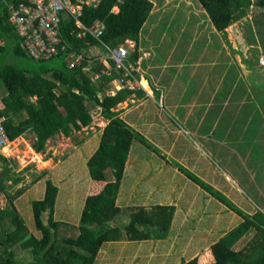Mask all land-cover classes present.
Here are the masks:
<instances>
[{
    "label": "trees",
    "instance_id": "obj_1",
    "mask_svg": "<svg viewBox=\"0 0 264 264\" xmlns=\"http://www.w3.org/2000/svg\"><path fill=\"white\" fill-rule=\"evenodd\" d=\"M196 1L211 28L225 38L230 27L245 20L244 31L251 47L249 55L243 54L242 49H237V53L245 64L255 67L264 55V0ZM115 7L117 12L113 11ZM154 7L153 0H101L98 7H84L81 20L87 27L103 22L106 28L101 40L111 48L124 45L126 41L138 44ZM74 28L72 19L64 20L62 37L69 49L49 61L33 60L23 49L14 26L8 22L6 1L0 0V82L6 89L5 92L0 90V118H5L9 141L31 133L34 135L32 149L44 153L47 142L55 136L69 137L89 127L99 116L108 121L96 151L87 161L91 179L104 186L100 192L86 198L76 227H62L61 222L55 221L58 187L48 179L43 198L32 203L39 237L31 233L4 184L6 179L15 184L21 179L8 176L9 161L0 153V165L5 167L0 178V193L7 195L9 203L6 208L0 207V226L8 223V229L0 236V264H94L102 245L122 240L123 231L129 241L161 240L169 235L175 212L172 206L149 210L130 208L129 222L123 228L110 225L123 213L117 205V197L133 145L139 141L148 147V141L121 117L117 108L134 94L142 96L144 92L140 88H123L112 95V84L124 76V72L112 66L109 73L101 74L103 64L94 57L88 58L90 48H101V43L90 35L78 39ZM73 53L82 55L83 59L70 67ZM138 58L135 45L128 56V63L134 65L135 71ZM125 78L131 81L130 77ZM179 168L200 183L190 171ZM108 170L112 171L111 179L107 177ZM202 187L213 200L242 218L236 227L225 231L212 243L214 261L211 264H264V212L260 208L252 214L244 212L221 191L206 183ZM252 231L253 237L242 249H237L238 242ZM20 243L28 249L30 260L16 253ZM181 264H198V258Z\"/></svg>",
    "mask_w": 264,
    "mask_h": 264
},
{
    "label": "crops",
    "instance_id": "obj_2",
    "mask_svg": "<svg viewBox=\"0 0 264 264\" xmlns=\"http://www.w3.org/2000/svg\"><path fill=\"white\" fill-rule=\"evenodd\" d=\"M150 19L151 17L147 21L146 26H144L149 29L146 33V40L142 41L143 39L141 40L140 35L139 43L137 44L134 42V46H137L139 52V58L136 62V64H139L136 65L134 76L140 83L139 88L144 92V94H142V96L134 94L129 97L125 102L118 105L117 111L120 112L121 117L129 125H132H130L132 128H137L140 123L134 127L136 123L142 121L144 118L142 112L145 113L146 110L145 102L151 100L153 105L159 104V108H166L170 118H179L183 122H190L191 120L194 122L192 123L193 131L186 132L183 129L181 130L177 127L175 128L170 123H167V129L170 131V135H167V133H165V135L168 139H170L166 141V145L164 146L163 140L162 142L155 140L158 146L152 144L151 141L153 138L151 141L148 140V147L150 148L149 157L151 156V159H155L156 157L159 160V165H156L155 167V174H167L169 172L167 176H171L172 181L168 179L165 180L163 184L165 187L172 186L173 179L177 174H183L185 176L186 186H191L188 190L194 191L193 195L195 196H191L189 199L186 207L187 214H190L191 211L196 208L195 206L198 204L195 201L201 198V196L205 198H212L213 200V197L202 187V184L204 183L218 191H221L228 199L231 198L232 201L235 200L238 203L243 201V198L240 194H238L239 192H245L246 190L251 191L252 194H255V196L258 197L254 188L256 187L255 185L261 187L264 185V142L260 140L259 154L254 153V148H251V144L248 147L245 142L246 139H248V136L251 135H255L258 139H260V133L262 132V129H264V104H262L261 101V103L259 102L260 98L254 91L256 86L262 87L264 85V74L257 73L256 71L254 74L248 73V71H241L238 69V65H236V63H229V59L222 60V45L220 40H218L219 47L217 49L216 56L213 60L206 63H203L202 56L189 59V50H186L182 58L177 60L174 57L175 54L173 51L169 52L166 58L162 60L158 59L160 55L157 50L159 45L151 46L148 42L149 32L155 27L149 28ZM219 36V38H221L220 34ZM229 47L232 53L238 54L237 47ZM220 60L221 63H225L227 67L225 69L223 68V71H221V69L218 70L216 74L212 73L210 65L215 67L220 63ZM166 69H175V71L169 72L166 71ZM156 70L158 72H156ZM183 70L186 71L183 73ZM205 70L207 71L204 72ZM199 72H201L204 76L198 78L197 76ZM178 79H180V82H178ZM240 85L244 87L245 91L242 89L241 97L236 99L234 96L238 94L240 90L238 88ZM120 89L123 88H117L116 84L113 83L110 92L115 93ZM142 107L143 109H141ZM138 109L141 110L138 111ZM254 117L260 118L258 125L253 124ZM107 123L108 121L104 117H101L96 122L94 120L89 127L84 128L69 137L62 134L55 136L47 143L51 145L53 142H58L57 145H62V147L60 146L59 148L60 153H58L61 154L62 159H57V153L55 150L52 152L54 148L52 147L49 149L45 160L47 161L54 158L57 159L55 169L58 172V169L61 168L63 164H65L68 160H73L74 155L76 158L79 153H84V157L81 161V167L83 169L81 172L85 173L88 179L89 173L87 171V161L96 151L100 141V135ZM182 133L188 135V137L193 141L192 146H194V148H192V146L190 148L193 154L196 153L198 155V165L201 159L204 161V163L203 161L200 163V167H197V163L194 161V164H192L188 169L184 167L185 163H183V160L187 158V156L185 154L183 155V152L186 146L184 148L182 147V149H177L175 147V145L178 144L176 138ZM77 134L86 136L79 138ZM174 136L175 138H173ZM134 146L129 154L117 197V205L123 209V213L119 217L124 216V224H127L129 222L130 211L128 210L130 208L143 207L149 210L156 206H172L175 208V212L169 235L165 239L161 240L129 241L123 231L122 240L106 242L102 245L94 264H120L123 261L126 262L125 264H136V261L141 259L140 250L142 247L150 243L152 244L151 246H154L155 251L158 250L156 251L158 253L159 249L157 246H159L162 241L167 240L173 231L172 225L177 217L178 207H180L179 204L182 199L181 196L179 198L170 197L171 195L168 196L166 190V193L161 195V200L158 201H152L150 199L149 201L145 200L143 203L137 205L121 204V189H123L124 181L130 171L129 167L132 165V162L136 160L137 155L141 154V151L140 149L138 150V148L143 147V144L138 148ZM56 148L58 150L57 146ZM227 149H229V152H227ZM2 151L4 152L3 156L5 157V152L8 153V147L6 146ZM5 158L8 159L7 157ZM177 159L180 160V164L177 165H180L190 171L200 180V183L194 182L186 175L185 172H183V170L174 164ZM205 160L210 163L209 165L211 167H209V169ZM212 164L216 167H212ZM85 165L86 169L84 167ZM147 170L149 169L147 164H145L143 167V173L147 172ZM212 170H214V172H212ZM71 174L75 176L77 174V169H71ZM50 175L51 173L48 172V178L41 181L38 180L35 185L40 192L41 198L39 199L43 198L45 192V187H39V185L41 182L48 179L52 181V176L50 177ZM76 177L77 176L72 179V182L78 180ZM87 183V187L90 186L91 188H86V192L80 203V210L79 212L77 211V220H71V223L75 224L72 227L79 225L86 198L89 195L97 194L104 186L103 183L95 182L92 179ZM54 184L58 187V184ZM243 186L247 188H243ZM172 191L173 188L171 192ZM167 197H169V199ZM62 199L63 194L58 187L54 219L56 207L59 203H61ZM17 200L16 202L18 203L19 200ZM245 203H242V205H244L243 208H248L249 206H245ZM22 212L23 211L18 210L20 218L24 221L25 219ZM124 224L119 227L123 228ZM110 225L114 228L118 227L114 224ZM152 241H155V243ZM112 246H115V249H112ZM127 251H133L131 252L132 258H127ZM204 251H206V249ZM202 252H193L189 259L196 257L197 253ZM152 253L155 254L154 251ZM112 255L117 257L115 261L113 260ZM124 256L126 257L123 260ZM189 259L187 258L185 260L183 256H180V258L174 262L175 264H181L183 260L187 261ZM149 261L150 260L145 262V264H150L148 263Z\"/></svg>",
    "mask_w": 264,
    "mask_h": 264
},
{
    "label": "rangeland",
    "instance_id": "obj_3",
    "mask_svg": "<svg viewBox=\"0 0 264 264\" xmlns=\"http://www.w3.org/2000/svg\"><path fill=\"white\" fill-rule=\"evenodd\" d=\"M153 2L155 7L152 11L149 28L155 27L149 32V40H147L151 46L159 45V48L157 49L160 54L158 59L162 60L166 58L167 54L173 51L175 54L174 57L177 60L182 58L186 50H189V59L202 56L203 63H206L213 60L216 56L219 47L218 40H220L222 45V60L229 59V63H236L238 69L241 71H248V73L253 74L256 71L257 73L264 74V55H262L261 61L255 67L251 68L242 61L241 55L232 53L229 47L232 46L242 49L243 54L249 53L248 50L251 46H249L250 43L244 31V24H246L245 20L240 24L236 23L234 27H230L228 29L227 38L222 35L221 38H219V34L212 30L208 18L196 0H153ZM148 30L149 29L143 27L141 31L142 41L146 40V33ZM210 66L212 68V73L215 74L218 70L221 69V71H223L227 67L225 63H221V60L215 67H212V65ZM166 71L172 72L175 71V69H166ZM185 71L186 70H183V73ZM206 71L207 70L204 72ZM156 72L158 71L156 70ZM202 76L204 75L199 72L197 77L200 78ZM178 82H180V79H178ZM238 89H240L238 94L234 96L236 99L241 97L242 89H244V87L240 85ZM0 90L1 92L6 91L2 82H0ZM254 91L260 98H258L259 102L261 101L262 104H264V85L262 87L256 86ZM0 105L2 104L0 103ZM141 109H143V107ZM141 109H138V111ZM145 109V113L142 112L144 118L142 121L136 123L134 127L139 123L140 125L134 129L140 132L147 141H151L153 138L151 142L152 144H155V146L157 145L155 140H158L159 142H162L163 140L164 146L166 145V141L170 139L165 135V133L170 135V131L167 129V123H170L175 128L183 129L185 132L193 131V120L190 122H183L179 118H170L166 108H159V104L153 105L151 100L145 102ZM101 117L102 116L97 117L95 122ZM258 122H260V118L254 117L253 124L258 125ZM260 135V139L255 135L248 136V139H246L245 142L248 147L251 144V148H254L253 151L256 154L260 153V140L264 142V129H262ZM82 136L86 135H78L79 138ZM173 138H175V136ZM33 141L34 135L31 133H27L12 142L9 141L7 145L8 153L5 152V157H7V161H9L8 167L11 169L8 176L13 179L20 178L21 180L15 184L13 183V180L6 179L4 184L8 194L14 197L13 204L14 206L16 205L15 208L17 211H23L22 215L24 216L26 227L31 233L39 237L32 214V202L40 200L39 198H41L40 192L35 186L37 181L48 178L47 173H51L50 177L52 176V182L58 184V187L63 194L61 203L56 207L55 220L61 222L63 225L62 227L67 225L72 227L75 224L71 223V220H77V211L79 212L80 210V203L86 192V188H91L90 186L87 187V182L89 180L91 181V178L88 174L87 179L86 174L81 172L83 170L81 167V161L84 157V153H79L76 158L74 155L73 160H68L63 166H61V168H59L60 170L58 169L57 172L55 169L57 165L56 160L62 159L61 154H58L60 153V146L62 147L60 142V145H57L58 142H53L51 145L47 143V148L44 153H35L32 149ZM176 141L178 143L175 145L177 149H182V147L184 148L186 146L183 152V155L185 154L187 156V158L183 160V163H185L184 167L188 169L194 164L193 161L197 163V167H200V163L203 160L201 159L198 165V155L196 153L193 154L190 148L193 145V141L188 135H185V133L179 134ZM134 145V147L138 148L142 144L137 141ZM56 146L58 147V150ZM52 147H54L52 152L55 150L57 153V159L54 158L46 161L47 153ZM192 148H194V146H192ZM139 149L141 154L137 155L136 160L133 161L132 165L129 167L130 171L124 181L123 189H121V204L137 205L143 203L145 200L149 201L150 199L152 201H158L161 200V195L166 193V190L168 196L171 195L170 197L174 198H179L181 196L182 199L179 204L180 207H178L177 217L172 225L173 231L171 232L170 237L157 246L159 249L158 253L156 252L158 250L155 251L154 246H151L152 244L150 243L142 247L140 250L141 259L137 260L136 264H145L148 260H150L148 262L150 264H175L174 261L178 260L180 256H183L186 260L187 258L189 259L191 254L195 251H203L202 253H197L198 256L196 255L198 258V264H211L214 261V257L210 250V246L213 242H216L225 231L228 232L231 228L236 227L242 220L241 216L235 214L229 208L220 205L221 203L219 201L212 200V198H205L203 196L195 201L198 204L195 206L196 208L193 209L190 214H187L186 207L189 199L191 196H195L193 195L194 191L188 190L191 186H186L185 176L183 174H177L173 179L171 187L163 186L165 180L168 179L172 181V177L167 176L169 172L167 174H155V167L156 165H159V160L156 157L155 159H151V156L149 157V147L147 148L143 145V147L138 148V150ZM227 152H229V149H227ZM0 153L4 155L3 151ZM179 161L180 160L177 159L174 163L178 167H180V165H177L180 164ZM205 163L208 164L207 167L209 169V167H211L209 165L210 163L206 160ZM145 164H147L149 170L143 173V167ZM84 167L86 169V165ZM212 167L216 166L212 164ZM71 169H77V174L75 176H77L76 178L78 180L75 182H72V179L75 176L71 174ZM4 170L5 167L0 165V178L3 176ZM87 171L89 173V170ZM212 172H214V170H212ZM112 175V171L108 170L107 177L111 179ZM255 186L254 189L259 198L256 197L255 194H252L251 191L246 190L245 192L238 193L246 203L243 201L238 203L233 200V203L238 208H241L244 212H250V214L254 213V211H257L259 208L264 212V185L262 187ZM39 187H45V181L41 182ZM172 188L173 191L171 192ZM243 188L247 187L243 186ZM20 190L23 191L22 194H18V191ZM7 198L8 197L5 193H0V207L6 208L9 206ZM167 198L169 199V197ZM17 199L19 200L18 203L16 202ZM229 199L231 200V198ZM242 203H245V206L248 205L249 207L243 208L244 205H242ZM124 222L125 217L121 216L117 217L111 222V224L119 227L124 224ZM7 229V223L6 225L0 226V236H2L3 231H6ZM253 235L254 232L252 231L244 239H241L238 242L236 248L242 249ZM152 242L155 243V241ZM112 249H115V246H112ZM205 249L206 251H204ZM153 251L155 254L152 253ZM131 252H126L128 255L127 258L129 259L132 258ZM16 253L19 257L26 258V261L31 258L28 249L23 248L21 243L16 247ZM112 256L115 261L117 257L115 255ZM125 257L126 256L123 257V260ZM125 263L126 262L123 261L120 264Z\"/></svg>",
    "mask_w": 264,
    "mask_h": 264
},
{
    "label": "built area",
    "instance_id": "obj_4",
    "mask_svg": "<svg viewBox=\"0 0 264 264\" xmlns=\"http://www.w3.org/2000/svg\"><path fill=\"white\" fill-rule=\"evenodd\" d=\"M8 8V22L14 26L16 33L22 39V47L26 53L36 61H49L57 56L59 52L69 49V45L62 37V24L65 19L70 18L74 22V32L78 39L87 35L96 38L102 45L101 48L91 47L88 58L93 57L103 64L101 74L109 73L113 66L116 70L124 72V76L118 78L114 83L117 88H139L140 83L136 80L133 72L135 67L128 63L130 49L134 47L133 41H126L124 45L111 48L102 42L101 37L105 31V24L101 21L95 22L87 27L81 20L84 7H98L101 0H5ZM113 11L117 12L115 7ZM70 67L83 56L73 53ZM139 64V63H138ZM137 64V65H138ZM130 77L127 81L125 77ZM112 95L114 93L110 92ZM5 118H0V152L8 145L5 127ZM2 154V153H1Z\"/></svg>",
    "mask_w": 264,
    "mask_h": 264
}]
</instances>
